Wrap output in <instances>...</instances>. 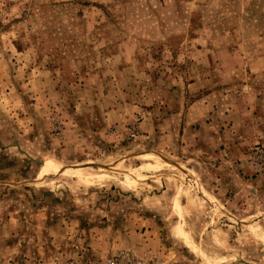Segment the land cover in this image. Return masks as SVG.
<instances>
[{
    "label": "rangeland",
    "instance_id": "obj_1",
    "mask_svg": "<svg viewBox=\"0 0 264 264\" xmlns=\"http://www.w3.org/2000/svg\"><path fill=\"white\" fill-rule=\"evenodd\" d=\"M263 146L264 0H0V264H264Z\"/></svg>",
    "mask_w": 264,
    "mask_h": 264
},
{
    "label": "built area",
    "instance_id": "obj_2",
    "mask_svg": "<svg viewBox=\"0 0 264 264\" xmlns=\"http://www.w3.org/2000/svg\"><path fill=\"white\" fill-rule=\"evenodd\" d=\"M264 158V146L261 149ZM105 264H195L187 260H176L172 263H165L164 260L156 257H145L137 255L133 250L120 249L110 257L106 258Z\"/></svg>",
    "mask_w": 264,
    "mask_h": 264
},
{
    "label": "crops",
    "instance_id": "obj_3",
    "mask_svg": "<svg viewBox=\"0 0 264 264\" xmlns=\"http://www.w3.org/2000/svg\"><path fill=\"white\" fill-rule=\"evenodd\" d=\"M175 226H176V225H175ZM160 244H165V243H164V242H161ZM163 249H164V248H162V249L159 248V249L157 250L158 252H156V253H154V254L158 256V255H162L163 253H166V252H167L168 254L172 252V251H171V248H169V249H164V250H163ZM159 250H161V251H159ZM164 251H165V252H164ZM168 251H169V252H168ZM174 253H175V252H174ZM163 255H164V254H163ZM173 255H175V254H173ZM159 257H160V256H159Z\"/></svg>",
    "mask_w": 264,
    "mask_h": 264
}]
</instances>
